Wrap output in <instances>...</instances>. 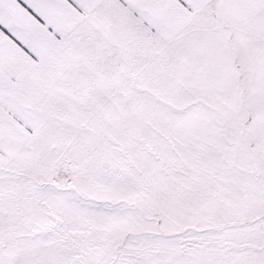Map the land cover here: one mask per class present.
I'll use <instances>...</instances> for the list:
<instances>
[{
	"label": "snow or ice",
	"instance_id": "obj_1",
	"mask_svg": "<svg viewBox=\"0 0 264 264\" xmlns=\"http://www.w3.org/2000/svg\"><path fill=\"white\" fill-rule=\"evenodd\" d=\"M0 264H264V0H0Z\"/></svg>",
	"mask_w": 264,
	"mask_h": 264
}]
</instances>
